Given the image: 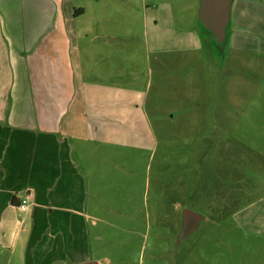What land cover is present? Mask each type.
I'll return each mask as SVG.
<instances>
[{"label": "rangeland", "instance_id": "rangeland-1", "mask_svg": "<svg viewBox=\"0 0 264 264\" xmlns=\"http://www.w3.org/2000/svg\"><path fill=\"white\" fill-rule=\"evenodd\" d=\"M53 1L56 18L68 16L73 7L83 10L80 16L73 14L76 19L70 15L80 32L64 54L72 59L55 57L40 71L31 67L15 74L8 66L16 58L1 57L0 108L12 111L16 101L13 111L16 107L24 111L18 101L26 93L36 114L46 110L39 107L42 102L51 111L71 92L60 116L62 133L74 123L83 133L88 112L96 113L97 119L107 117L114 125V145L122 149L115 147L114 162L89 177L102 207L94 224L89 223L86 259L101 264H264V222L257 223L264 216V166L241 171L249 183L242 184L245 192L233 206L240 214L204 226L183 249L168 227L152 225L148 218L151 196L170 198L176 188L201 194L207 168L202 153L216 134H205V128L224 130L238 112H249L246 120L254 112L263 131L248 144L264 155V81L254 85L249 70L239 65L253 57L226 64L223 58V50L229 48L264 52V0H233L223 30L205 25L201 0ZM46 5L29 3L28 20L47 19ZM210 59L212 68L223 64L217 72H209ZM68 81L70 89H65ZM118 128L127 135L125 145L116 143ZM220 141V148L227 145ZM230 149L241 155L239 149ZM233 185L221 178L213 185L205 183V198L226 206ZM247 213V221L242 220Z\"/></svg>", "mask_w": 264, "mask_h": 264}, {"label": "crops", "instance_id": "crops-1", "mask_svg": "<svg viewBox=\"0 0 264 264\" xmlns=\"http://www.w3.org/2000/svg\"><path fill=\"white\" fill-rule=\"evenodd\" d=\"M34 1L47 2V19L28 20L29 3ZM57 11L53 0H15V3L0 0V58H16L8 66L12 73H27L31 67L40 71L55 57L63 61L72 59V56L65 59L64 54L69 47L73 48V41L80 32L74 27L70 15L80 16L83 10L73 7L68 16L61 18L55 17ZM238 51L232 48L226 52L223 50L225 64L230 59L237 62L238 57H253V60H246L247 65H239L249 70L254 85H263L264 52ZM210 61L208 65L212 70L208 69L211 73L223 65L219 63L212 68ZM70 85L68 81L65 89H70ZM70 100L71 92H68L65 100L55 102L51 111L42 102L39 107L46 110H39L36 114L32 101L24 93L18 101L25 107L24 111L19 107L13 111L16 101L12 102V111L0 108V260L7 258L5 264H75L89 260L86 259L89 223L94 224L97 209L102 207L91 191L89 177L97 168L114 162L113 149L122 147L114 145V125L108 123L107 117L97 119L96 113L86 114L83 133L78 131L76 123L62 133L59 130L62 126L60 116ZM2 103L1 99L0 105ZM239 103L243 107L245 102L240 99ZM247 113L238 112L230 128H205V134L216 132L211 138L216 142L209 141L202 153H205L207 168L205 176L204 166L201 173L208 185H213L218 178L226 183L234 182L227 193L229 202L226 206L205 198V183L200 188V195L195 191L189 195L176 188L175 195L170 198L155 200L150 197V224L168 227L179 238L180 249L189 246L204 226H216L225 217L235 219L240 212L233 206L245 192L242 184L249 183L241 171L255 165L264 166V155L252 150L248 144L252 138L261 137L263 126L254 112H250L246 120ZM124 137L127 135L118 128L116 143L125 145ZM222 139L227 141L224 149L220 148ZM230 147L239 149L241 155H236ZM136 158L135 155L130 160ZM221 162L232 166L226 169ZM26 195L31 199L26 210L21 211L18 205ZM13 199L17 203L13 204ZM190 215L194 218L193 228L186 236L184 232ZM248 215L244 214L242 220L247 221ZM257 220V223H263L264 216Z\"/></svg>", "mask_w": 264, "mask_h": 264}, {"label": "water", "instance_id": "water-1", "mask_svg": "<svg viewBox=\"0 0 264 264\" xmlns=\"http://www.w3.org/2000/svg\"><path fill=\"white\" fill-rule=\"evenodd\" d=\"M202 17L206 26L213 28H226L227 16L229 14L230 0H201ZM222 42V39L220 40ZM219 43V42H218ZM75 264H101L98 261L87 260Z\"/></svg>", "mask_w": 264, "mask_h": 264}, {"label": "built area", "instance_id": "built-area-1", "mask_svg": "<svg viewBox=\"0 0 264 264\" xmlns=\"http://www.w3.org/2000/svg\"><path fill=\"white\" fill-rule=\"evenodd\" d=\"M30 199H31V198H30V195H26V196L24 197V199H22V200L20 201V204L18 205L19 210H21V211L26 210V208H27V206H28V204H29Z\"/></svg>", "mask_w": 264, "mask_h": 264}, {"label": "flooded vegetation", "instance_id": "flooded-vegetation-1", "mask_svg": "<svg viewBox=\"0 0 264 264\" xmlns=\"http://www.w3.org/2000/svg\"><path fill=\"white\" fill-rule=\"evenodd\" d=\"M191 215L193 216V214H191ZM191 215L188 218V228L184 232L186 236L191 232V230L193 228V222L192 221L194 218Z\"/></svg>", "mask_w": 264, "mask_h": 264}, {"label": "trees", "instance_id": "trees-1", "mask_svg": "<svg viewBox=\"0 0 264 264\" xmlns=\"http://www.w3.org/2000/svg\"><path fill=\"white\" fill-rule=\"evenodd\" d=\"M12 203H13V204H15V203H17V202H16V200H15V199H13V200H12ZM16 205H17V204H16Z\"/></svg>", "mask_w": 264, "mask_h": 264}]
</instances>
